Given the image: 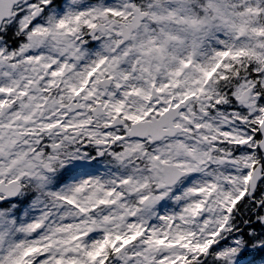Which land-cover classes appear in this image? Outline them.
Instances as JSON below:
<instances>
[{"label":"snow or ice","instance_id":"6c2138e0","mask_svg":"<svg viewBox=\"0 0 264 264\" xmlns=\"http://www.w3.org/2000/svg\"><path fill=\"white\" fill-rule=\"evenodd\" d=\"M0 264H264V0H0Z\"/></svg>","mask_w":264,"mask_h":264}]
</instances>
